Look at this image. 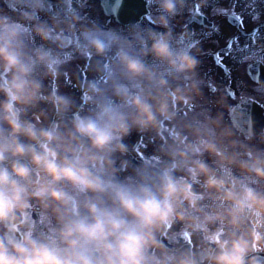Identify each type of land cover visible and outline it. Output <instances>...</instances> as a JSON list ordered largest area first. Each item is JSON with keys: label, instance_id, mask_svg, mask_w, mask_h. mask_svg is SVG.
Returning a JSON list of instances; mask_svg holds the SVG:
<instances>
[{"label": "clouds", "instance_id": "clouds-1", "mask_svg": "<svg viewBox=\"0 0 264 264\" xmlns=\"http://www.w3.org/2000/svg\"><path fill=\"white\" fill-rule=\"evenodd\" d=\"M152 3L150 23L126 28L87 20L72 0L58 11L18 0L15 15L0 14V264H248L260 246L264 153L240 158L193 128L166 141L158 165L127 158L125 137L159 131L196 87L176 83L199 63L172 25L185 0ZM77 56L95 73L79 98L59 83ZM206 196L220 206L206 208ZM245 220L252 240L238 231ZM178 221L186 234L231 227L207 234L208 247H172L162 237Z\"/></svg>", "mask_w": 264, "mask_h": 264}, {"label": "flooded vegetation", "instance_id": "flooded-vegetation-1", "mask_svg": "<svg viewBox=\"0 0 264 264\" xmlns=\"http://www.w3.org/2000/svg\"><path fill=\"white\" fill-rule=\"evenodd\" d=\"M218 2L225 0H217ZM149 13L143 18L142 22L148 24L151 22L153 15L156 14V6L152 3V0H147ZM73 6L78 8L81 14L90 21L101 22L100 13L101 8L99 2L96 0H72ZM152 3V4H151ZM205 4L215 5V0H185L183 14L179 13L172 20V25L176 33L186 32L190 40L188 47L198 57V47L200 43L204 49H208L206 54H202V58H209L215 60L217 70L225 72L229 69V60L227 53L228 47L223 45L221 48L215 45V43L227 44L230 42V32L227 27L226 30L220 29L216 32H212L210 35L206 34V30L200 28L196 22L192 19V13L197 11L196 9L204 10ZM18 6V0H0V11L4 14L15 15L16 8ZM48 7L52 11H58L60 9V0H48ZM205 15L214 23V26H220L227 18L224 9L216 10H204ZM48 12H41L43 18H47ZM109 21L107 20V23ZM159 27V25H153ZM182 85L191 83L190 80H180ZM217 88V89H216ZM236 92V90L233 88ZM189 99L185 102L182 101L177 105V110L172 120L161 121L159 131L155 130V133L159 137L160 146L158 154V164L163 160H167L168 157L163 150L167 147L166 141H170L172 136L183 135L185 140L190 139V132L193 128L199 129L203 135L211 140L216 141L226 151L237 154L240 158H245L250 151L256 153H264V122L263 130L258 134H248L237 130L231 121L230 113L232 109L241 100H232V94L230 89L225 87L209 88L208 91L201 96L198 91L194 89L189 92ZM194 99H192V98ZM208 164L216 168V157L205 152L202 155ZM157 164V165H158ZM233 170L239 174L240 169L233 165ZM177 174H185L179 172ZM259 191L264 192V183H257L254 185ZM198 191H203L200 184L195 185ZM203 204L206 208H217L219 202L212 196H206ZM252 221L245 220L238 228L239 232L244 233L250 240L253 238L250 235ZM231 226H219L216 223L210 224L206 231L207 234L221 235V233L227 234L226 228L230 229ZM180 230V229H179ZM168 231V230H167ZM167 231L163 235L162 239L166 244L172 247H184L200 249L202 247H208L209 242L205 239L197 241L196 243H187L186 237L181 233L167 234ZM198 233V232H197ZM264 233V227H260L257 230V236ZM260 246H254L248 254V264L252 262L259 263L260 259H264V238L254 241L255 244ZM255 258H258L256 260Z\"/></svg>", "mask_w": 264, "mask_h": 264}, {"label": "rangeland", "instance_id": "rangeland-1", "mask_svg": "<svg viewBox=\"0 0 264 264\" xmlns=\"http://www.w3.org/2000/svg\"><path fill=\"white\" fill-rule=\"evenodd\" d=\"M239 4H241L240 6L242 7V9L246 13H248L249 15L251 13L258 12V10H256V8L254 10L251 9L253 6L251 0H243V1L239 2ZM236 46H238V45L236 44ZM260 48L262 49V51L264 50V43L260 45ZM253 57H254V55H252V53H247L242 59H239L238 52H235L234 54H232V56H231L232 60L237 63V67L235 68V70H236V74L238 75V81L233 83L234 87H252L248 82L246 84V82L244 83V82H242V80H243L244 64L246 62H248L249 60H251ZM60 90L63 92L72 94V92L65 87H60ZM74 96H76V95H74ZM131 133H132V131H131ZM131 133H130V135H131ZM140 140H141V138H140Z\"/></svg>", "mask_w": 264, "mask_h": 264}]
</instances>
